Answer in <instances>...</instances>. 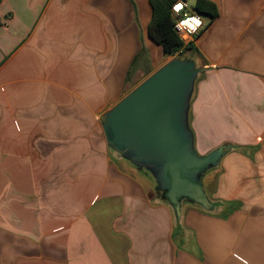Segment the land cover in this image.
Returning a JSON list of instances; mask_svg holds the SVG:
<instances>
[{
    "label": "crops",
    "instance_id": "crops-1",
    "mask_svg": "<svg viewBox=\"0 0 264 264\" xmlns=\"http://www.w3.org/2000/svg\"><path fill=\"white\" fill-rule=\"evenodd\" d=\"M207 1L188 121L226 152L176 217L100 123L170 58L149 0H0V264H264V0Z\"/></svg>",
    "mask_w": 264,
    "mask_h": 264
},
{
    "label": "water",
    "instance_id": "water-1",
    "mask_svg": "<svg viewBox=\"0 0 264 264\" xmlns=\"http://www.w3.org/2000/svg\"><path fill=\"white\" fill-rule=\"evenodd\" d=\"M199 70L194 61L174 57L145 78L101 117L106 144L137 170L147 172L180 216L182 204L210 205L202 178L226 152L200 156L194 149L189 108Z\"/></svg>",
    "mask_w": 264,
    "mask_h": 264
},
{
    "label": "trees",
    "instance_id": "trees-1",
    "mask_svg": "<svg viewBox=\"0 0 264 264\" xmlns=\"http://www.w3.org/2000/svg\"><path fill=\"white\" fill-rule=\"evenodd\" d=\"M177 1L178 0H149L152 8V17L148 26V36L155 44L162 48V52L166 57H181L193 60V45L191 43H184L174 30L171 8ZM190 11L196 15L208 17L209 20H213L217 16L215 5L207 0H195ZM135 170L141 176L153 181L151 176L144 170ZM153 193L156 197L160 198L174 209L162 193H157L155 191ZM210 205L215 206L217 204L210 203ZM195 206L200 208L198 205Z\"/></svg>",
    "mask_w": 264,
    "mask_h": 264
},
{
    "label": "built area",
    "instance_id": "built-area-1",
    "mask_svg": "<svg viewBox=\"0 0 264 264\" xmlns=\"http://www.w3.org/2000/svg\"><path fill=\"white\" fill-rule=\"evenodd\" d=\"M176 7L174 10L173 6ZM171 8V15L174 20V30L177 36L183 41L190 37H197L205 28L203 22L192 13L183 0H178ZM182 6V7H181ZM181 7V8H180Z\"/></svg>",
    "mask_w": 264,
    "mask_h": 264
},
{
    "label": "rangeland",
    "instance_id": "rangeland-1",
    "mask_svg": "<svg viewBox=\"0 0 264 264\" xmlns=\"http://www.w3.org/2000/svg\"><path fill=\"white\" fill-rule=\"evenodd\" d=\"M185 1H186L187 5L189 6V9H190V8H191V1H192V0H185ZM172 58H174V57L167 58L166 61H167V60L169 61V60L172 59ZM144 79H145V78H144ZM203 178H204V177H203ZM203 178H202V181H203ZM152 193H153V192H152ZM153 194H154V193H153Z\"/></svg>",
    "mask_w": 264,
    "mask_h": 264
},
{
    "label": "clouds",
    "instance_id": "clouds-1",
    "mask_svg": "<svg viewBox=\"0 0 264 264\" xmlns=\"http://www.w3.org/2000/svg\"><path fill=\"white\" fill-rule=\"evenodd\" d=\"M173 7H174V10H176L177 5H176V6H173ZM181 7H182V6H181ZM181 7H180V8H181Z\"/></svg>",
    "mask_w": 264,
    "mask_h": 264
},
{
    "label": "snow or ice",
    "instance_id": "snow-or-ice-1",
    "mask_svg": "<svg viewBox=\"0 0 264 264\" xmlns=\"http://www.w3.org/2000/svg\"><path fill=\"white\" fill-rule=\"evenodd\" d=\"M177 7L179 8V5Z\"/></svg>",
    "mask_w": 264,
    "mask_h": 264
}]
</instances>
